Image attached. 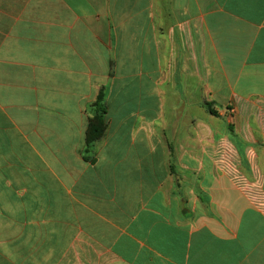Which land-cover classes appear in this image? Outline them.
<instances>
[{
	"label": "crops",
	"instance_id": "0c3cea01",
	"mask_svg": "<svg viewBox=\"0 0 264 264\" xmlns=\"http://www.w3.org/2000/svg\"><path fill=\"white\" fill-rule=\"evenodd\" d=\"M0 264H264V0H0Z\"/></svg>",
	"mask_w": 264,
	"mask_h": 264
},
{
	"label": "trees",
	"instance_id": "16d2710c",
	"mask_svg": "<svg viewBox=\"0 0 264 264\" xmlns=\"http://www.w3.org/2000/svg\"><path fill=\"white\" fill-rule=\"evenodd\" d=\"M91 108L94 115L90 119V123L86 133V145L89 152L91 148L99 141L106 132L105 115L107 113L106 96L104 89H101L97 99L92 103Z\"/></svg>",
	"mask_w": 264,
	"mask_h": 264
},
{
	"label": "rangeland",
	"instance_id": "374dc122",
	"mask_svg": "<svg viewBox=\"0 0 264 264\" xmlns=\"http://www.w3.org/2000/svg\"><path fill=\"white\" fill-rule=\"evenodd\" d=\"M90 114H92V116L94 115V111L93 109L90 107V110H89Z\"/></svg>",
	"mask_w": 264,
	"mask_h": 264
}]
</instances>
